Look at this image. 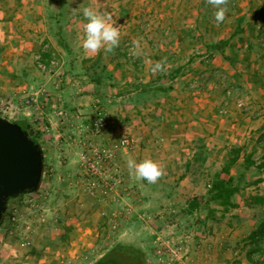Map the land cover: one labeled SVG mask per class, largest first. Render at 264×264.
<instances>
[{"label": "rangeland", "instance_id": "rangeland-1", "mask_svg": "<svg viewBox=\"0 0 264 264\" xmlns=\"http://www.w3.org/2000/svg\"><path fill=\"white\" fill-rule=\"evenodd\" d=\"M24 1L0 0V105L6 110L1 112L2 115L12 121L20 120L17 112L21 108L27 109L26 115L31 120L25 124L43 148L44 170L37 191L11 198L8 203L0 224V264H96L119 245L134 246L143 252L144 260L134 264H256V261L259 264L263 261V240L259 250L250 242V235L235 238L237 225L233 219L224 218L206 200L199 199L200 196L188 200L189 194L179 189L183 172L181 156L173 157L176 162L167 166L161 162L166 157L139 155L140 147L149 151L162 149L164 145L157 144L155 148L148 140L135 139L133 131L118 119L122 114L118 101L123 95L121 91L127 87L102 90L105 101L111 98L113 102L110 108L93 91L86 101L95 105L83 113L90 116L86 120H76L72 113H57L61 103L57 95V74L51 76L40 72L55 70L57 65L50 69L38 65L37 54L42 49H39L38 30L33 26L35 20L41 18L40 24L46 23L44 27L52 30L54 13L33 11V6H29L32 1ZM202 1L207 13L215 20L216 9L206 0ZM240 3L251 5V11L244 12V19L247 16L252 21L254 36H260L261 47L258 44L255 49L261 54L263 64L259 67H262L264 24L261 10L264 0H229L228 10L237 8L240 11ZM7 5L8 10L5 9ZM144 17L143 25L149 21L148 16ZM222 29L229 40L231 28ZM217 46L221 47L223 43ZM120 47V54L133 57L130 40H124ZM45 49L48 53L51 48L46 46ZM51 50L55 52L59 66L63 59L56 50ZM209 57L205 59L208 61ZM216 63L190 79L185 87L193 89L202 83H216L222 107L230 99L237 104L242 101L241 106L238 104L240 107L257 99L249 97L251 93L241 92L231 66L227 68L219 60ZM68 64L67 68H70ZM94 65L100 67L101 63L96 60L88 63V78L100 77ZM131 69L125 77L138 80L139 74ZM167 76L164 72L153 74V85L166 87ZM9 79L21 85L15 95L6 92ZM37 81L41 83L39 88L32 86ZM17 96L18 100H15ZM35 106L37 110L31 108ZM47 108L48 113L43 112ZM99 112L108 118V125L102 129L94 125ZM124 136L130 139L128 147L117 149L112 159L98 157L104 155L114 140ZM129 158L137 163L144 159L159 163L164 170L162 178L154 184L134 180L127 167ZM226 166L221 173L205 170V175L199 177L200 183L210 188L207 183H212L217 175L228 179L229 175L224 172ZM173 168L175 172H171ZM113 255L119 258L112 264H130L122 253L116 251Z\"/></svg>", "mask_w": 264, "mask_h": 264}, {"label": "crops", "instance_id": "crops-1", "mask_svg": "<svg viewBox=\"0 0 264 264\" xmlns=\"http://www.w3.org/2000/svg\"><path fill=\"white\" fill-rule=\"evenodd\" d=\"M31 1L33 11L54 13L52 30L44 27L46 23L41 25V18L33 26L38 30L39 49L47 45L63 59L55 70H39L51 76L57 74V95L61 99L57 113H72L76 120H86L90 116L83 113L95 105L86 101L93 91L110 108L113 102L111 98L105 101L103 91L127 87L118 101L122 113L118 119L133 131L135 139L148 140L155 148L157 144L164 145L162 149L149 151L140 147L139 155L166 157L161 162L167 166L176 162L173 157L181 156L179 189L189 194L188 200L193 196L207 200L209 188L200 183L199 177L205 175V170L221 173L223 166L228 165L226 173L231 179L228 185L235 187L232 196L235 205L224 209L217 200H210L209 205L224 218L235 221V238L249 236L264 224V202L257 200L264 197V66L259 67L263 62L255 49L258 44L261 47L260 36H254L252 21L247 16L244 19V12L251 11L250 4L240 3V11L229 9L226 20L217 25L202 0ZM85 7L111 15L114 26L120 27V45L124 40H139L140 55L120 54V46L107 55L103 50L86 55L81 47L87 22L82 12ZM144 16L149 21L143 25ZM223 27L231 28L229 40L223 35ZM221 43L223 46H217ZM209 55L207 61L205 57ZM94 60L101 63L100 67L93 66L100 77L92 79L88 78L87 68ZM161 60L166 61L164 73L169 82L166 87H155L150 68ZM218 60L234 69L241 92L251 93L249 97L257 99L240 107L229 98V102L225 101L229 112L224 114L216 83H202V87L193 89L185 87L190 79L209 70ZM130 68L140 76L134 79L137 83L125 77ZM7 84L6 92L10 94L20 90L21 85L14 80L9 79ZM40 85L38 81L32 84L36 88ZM38 109L42 110L40 106ZM26 111L21 108L17 112L20 120L15 121L25 123L29 119ZM48 111L49 108L43 110ZM171 172H175L174 168Z\"/></svg>", "mask_w": 264, "mask_h": 264}, {"label": "water", "instance_id": "water-1", "mask_svg": "<svg viewBox=\"0 0 264 264\" xmlns=\"http://www.w3.org/2000/svg\"><path fill=\"white\" fill-rule=\"evenodd\" d=\"M44 154L20 123L0 115V224L11 198L39 189Z\"/></svg>", "mask_w": 264, "mask_h": 264}, {"label": "clouds", "instance_id": "clouds-1", "mask_svg": "<svg viewBox=\"0 0 264 264\" xmlns=\"http://www.w3.org/2000/svg\"><path fill=\"white\" fill-rule=\"evenodd\" d=\"M206 3L216 9L213 15L217 25L223 23L226 20L229 0H206ZM82 12L87 21L83 26L84 38L81 45L84 53L86 55L97 54L101 50L104 51L105 55L113 53L120 46L121 32L120 27L114 26L112 16L92 7H85ZM132 44V54L139 56L140 41L134 40ZM150 71L153 74L166 72V61L161 60L152 63ZM127 167L134 180H146L152 184L161 179L164 174L159 163L152 159H144L137 163L135 159L129 158Z\"/></svg>", "mask_w": 264, "mask_h": 264}, {"label": "trees", "instance_id": "trees-1", "mask_svg": "<svg viewBox=\"0 0 264 264\" xmlns=\"http://www.w3.org/2000/svg\"><path fill=\"white\" fill-rule=\"evenodd\" d=\"M261 16L263 19L264 24V7H262L261 10ZM47 52H44V56H47ZM20 123L25 129H29V126L23 122L15 121ZM30 135L38 141V139L32 134V132L29 130ZM228 168H224V172L227 171ZM231 182L230 177L228 179H224L221 177V175H217L212 183H210L209 188V196L206 200L207 204L210 203V200H217L220 202V204L223 206L224 209H228L229 207H232L235 205V203L232 202V196L235 192V187L228 185V183ZM258 201L264 202V197H257ZM264 236V224L255 232H253L249 240L252 244L255 245V248L261 249L262 248V240ZM122 253L125 258L128 259L127 262L130 264H134L138 260H144V254L143 252L134 246L130 245H119L117 247H114L109 253L105 254L96 264H112L115 262L116 258H119L118 256L113 255L115 252ZM257 264V261H256Z\"/></svg>", "mask_w": 264, "mask_h": 264}, {"label": "built area", "instance_id": "built-area-1", "mask_svg": "<svg viewBox=\"0 0 264 264\" xmlns=\"http://www.w3.org/2000/svg\"><path fill=\"white\" fill-rule=\"evenodd\" d=\"M46 46L47 45H45V47ZM45 47H43L42 51L37 54L38 65L42 69H46L47 67H49V69H50L51 67H56V65L58 66V58H57L54 51H52L51 49H48V53H47L48 57L45 58L43 56V53L46 50ZM238 104L241 106L243 103H242V101H239ZM1 112L2 113L6 112V110L3 108V106L0 105V115H2ZM221 112L227 113L228 108L225 106L222 107ZM94 125L97 127V129H102V128L106 127L108 125L107 116L105 114H103L102 112H99L95 121H94ZM129 145H130V139L127 136L121 137L117 140H114L111 143L109 149H107V151H105L104 155H99L98 157H100V159H103V160L112 159L115 156V151L117 149L125 148V147H128ZM263 243H264V237H263ZM263 251H264V248H263ZM259 264H264V260L261 261Z\"/></svg>", "mask_w": 264, "mask_h": 264}]
</instances>
